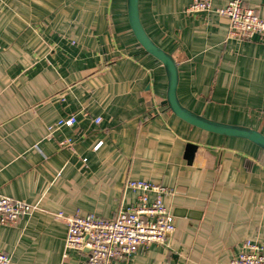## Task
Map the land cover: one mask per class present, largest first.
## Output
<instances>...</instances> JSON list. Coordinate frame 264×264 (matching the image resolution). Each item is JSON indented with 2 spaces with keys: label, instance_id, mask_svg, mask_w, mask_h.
I'll return each mask as SVG.
<instances>
[{
  "label": "crops",
  "instance_id": "crops-1",
  "mask_svg": "<svg viewBox=\"0 0 264 264\" xmlns=\"http://www.w3.org/2000/svg\"><path fill=\"white\" fill-rule=\"evenodd\" d=\"M192 1L138 0L147 35L176 62L178 102L264 134V42L229 36L225 0L190 15ZM243 4L264 18V0ZM0 48V194L37 205L0 224L10 264H85V250L64 249L67 219L112 218L136 202L134 179L173 190L175 230L114 264H226L248 239L264 249V149L161 104L166 71L136 40L127 0H0Z\"/></svg>",
  "mask_w": 264,
  "mask_h": 264
},
{
  "label": "built area",
  "instance_id": "built-area-1",
  "mask_svg": "<svg viewBox=\"0 0 264 264\" xmlns=\"http://www.w3.org/2000/svg\"><path fill=\"white\" fill-rule=\"evenodd\" d=\"M212 9V0H193L185 9L187 14ZM216 12L227 18L228 34L244 40L255 34L264 42V18L243 4V0H225V6ZM1 49V48H0ZM100 117L94 119L100 122ZM74 115L59 119L49 127L48 136L60 126H72ZM101 142L96 143L94 149ZM86 160L85 158L83 159ZM125 186L137 193L134 204L120 209L112 218L95 214L73 215L67 219L64 249L86 251L85 264H114L128 259L140 248L152 243L165 244L175 230L174 217L164 204L163 198L172 194L170 187L145 180H127ZM152 195V197H150ZM37 205L0 194V224H15L21 217L30 216ZM62 217V213L56 214ZM256 240H246L239 254L226 264H264V251ZM65 256V254H64ZM10 256L0 250V264H10Z\"/></svg>",
  "mask_w": 264,
  "mask_h": 264
},
{
  "label": "water",
  "instance_id": "water-1",
  "mask_svg": "<svg viewBox=\"0 0 264 264\" xmlns=\"http://www.w3.org/2000/svg\"><path fill=\"white\" fill-rule=\"evenodd\" d=\"M127 16L132 32L143 51L159 60L165 68L168 86L166 98L161 104L166 105L174 115L194 127L223 136L244 138L264 149V134L258 130L213 121L184 108L178 102L176 96V87L178 83L176 62L169 53L156 45L147 35L140 20L138 0H127ZM196 149V144L186 143L183 157L188 163L192 162Z\"/></svg>",
  "mask_w": 264,
  "mask_h": 264
}]
</instances>
